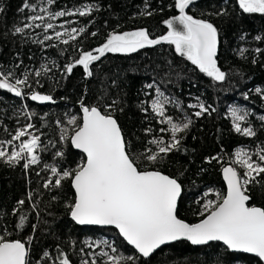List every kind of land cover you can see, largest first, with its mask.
<instances>
[{"label": "trees", "instance_id": "16d2710c", "mask_svg": "<svg viewBox=\"0 0 264 264\" xmlns=\"http://www.w3.org/2000/svg\"><path fill=\"white\" fill-rule=\"evenodd\" d=\"M39 2L49 5V13L53 14L74 12L88 5L93 10L84 16L77 12L58 20L66 24L69 32L73 28L85 29L75 34V40L67 34L56 38L60 28L45 31L49 19L35 21L40 27L16 33V27L33 23L30 18L38 15ZM26 3L32 7L25 8ZM175 4L176 0H54L52 4L48 0H0V71L11 72L15 78L27 73L31 84V88L22 89L24 95L19 97L0 89V142L11 140L21 128L28 133L21 141L33 135L40 138L38 164L26 169L25 160L10 165L0 159V236L24 243L29 249L30 264H59L57 257L62 254L68 256L71 264H82L90 260L91 254L86 240L98 236L112 241L117 249L114 256L135 257L134 264H263L257 258L231 253L220 243L194 247L185 241L164 247L145 259L115 229L82 228L71 220L69 205L75 200V192L70 179L62 181L60 187H44L49 179L54 183L58 178L46 165L71 170L85 162L70 139H61V129L72 127L67 123L69 118L75 116L77 123L82 122V104L115 117L142 170H157L177 179L183 188L177 215L189 224L206 217L203 206L212 198L207 195L210 189L225 195L221 177L225 166H235L243 174L233 163L236 149L264 148V121L251 116L249 125L255 136H246L235 131L228 116L233 104L248 106L256 115L264 116V14L245 13L238 0H193L186 9L187 14L217 28L216 59L227 73L224 81L201 72L166 42L132 53L107 52L90 64V78L79 64L67 73L66 66L75 64L83 52L98 55L94 50L114 32L146 29L153 39L166 35L164 22L179 15ZM45 36L52 39L45 40ZM66 39L67 44L63 43ZM44 67L47 71L42 70ZM38 70L41 76L36 77ZM149 84L153 87L148 88ZM155 87L176 100L192 123L179 134V150L161 154L163 158L152 163L143 155L146 148L156 151L149 141L170 137L159 134L162 126L148 106ZM257 88L262 91L258 93ZM33 91L51 95L53 100L33 101ZM194 99L208 109L199 117L188 108ZM29 124L33 127L27 129ZM58 151L64 153L63 157L55 155ZM257 180L259 183L249 185L250 206L264 207V174ZM21 200L23 205L18 203ZM21 216L25 217L22 226ZM45 252L50 258L44 256ZM97 263H102V259H97Z\"/></svg>", "mask_w": 264, "mask_h": 264}, {"label": "snow or ice", "instance_id": "6c2138e0", "mask_svg": "<svg viewBox=\"0 0 264 264\" xmlns=\"http://www.w3.org/2000/svg\"><path fill=\"white\" fill-rule=\"evenodd\" d=\"M54 0H48L52 4ZM239 7L245 13L264 14V0H238ZM193 3V0H176L175 7L179 10V15L166 20L168 31L166 35L159 38H150L146 29L125 32L123 34L112 33L101 47L93 52H83L75 64L66 66L67 73H71L76 64L82 65L88 76L92 75L89 68L93 61H97L107 52L132 53L146 46L157 45L162 42L175 46V51L186 57L199 70L216 81H224L227 73L222 71L217 63V50L219 43V33L217 28L210 22L196 19L187 14L186 9ZM25 8L32 7L29 4ZM92 6L88 5L76 11L80 16L90 14ZM0 11H3L0 8ZM46 11V9H41ZM72 12L59 11L50 13V17L55 19L65 15H73ZM151 15V13H147ZM222 14V13H221ZM33 23L25 24L24 27H16V33H23L25 28L40 27L35 21L42 20L41 16H32ZM52 23H47L45 31L53 29ZM84 28L71 29L67 36L71 40L76 39V33H83ZM65 33L56 32V38H61ZM95 35V33H92ZM45 40L52 39L45 36ZM260 39V37H257ZM43 43V41H41ZM67 44L68 40H63ZM260 52V49H256ZM243 54V51L241 52ZM47 71L46 67L42 69ZM35 76H41V71L35 72ZM14 79V82L12 80ZM29 74L25 73L23 78H15L13 73L5 74L0 71V89H7L16 96L24 95V87L31 88L28 82ZM39 83V81H37ZM152 88L153 85H147ZM159 93V89H156ZM259 93L262 90L257 88ZM33 101H52L51 95H42L39 92L31 93ZM196 107V105H190ZM152 111L161 118V123L170 126L171 141L165 142L163 139H152L150 144L156 145V151L146 148L145 158L156 163L173 150H179L182 137L180 133L185 132L192 121L176 123L171 116L165 114L164 102L159 98L151 104ZM200 111L195 115L201 116L208 109L199 105ZM82 122L77 123V118L72 116L67 123L71 128L61 129V139H70L71 144L76 149H80L86 154L85 162L71 170H58V167L46 165L50 168L53 176L58 177L54 183L49 179L44 187L50 185L60 187L62 181L70 179L75 190V200L69 205L70 215L80 225H112L119 230L120 235L132 245L144 257L151 255L161 245L187 239L193 245L207 244L209 241H222L229 249L253 253L264 260V207L250 206L249 185L259 183L257 177L264 174V148H261L255 155L257 160H253V154L243 149L236 152L235 165L244 169L243 174L237 171L235 166L223 168L224 178L227 181L228 190L226 195L217 200H208L204 204V212L207 215L199 223L189 224L178 218L177 201L181 194V184L177 179L163 174L157 170L141 169L130 152L131 145L125 140L124 134L117 120L110 113H102L98 107L83 106ZM31 115V114H29ZM247 112L241 114L237 108L231 109V116L237 133L246 136H255V131L251 127H241V121L246 119ZM264 119V117H262ZM33 125H27L32 128ZM151 131V129H148ZM164 132L165 129H160ZM70 133V135H69ZM26 129L17 132L14 139L20 140L27 135ZM12 144V141H7ZM0 142V159H4L10 165L18 164L25 160L24 168L40 162L36 155L40 147V138L33 135L31 139L22 141L18 145V150L8 152ZM57 157H63L64 153L58 151ZM31 199V195H29ZM20 205L24 204L21 200ZM203 215V213H201ZM21 226L25 217L21 216ZM89 247L94 243L99 246L103 243L106 246L108 241H86ZM116 248L112 247L111 252L115 253ZM99 255L107 257L105 264H127L135 257H123L110 255L109 252H101ZM29 249L20 240L7 241L0 236V264H30ZM45 257L49 253L45 252ZM59 264H71L68 256L62 254L57 257ZM82 264H88L85 260ZM92 264H96L93 259Z\"/></svg>", "mask_w": 264, "mask_h": 264}, {"label": "rangeland", "instance_id": "374dc122", "mask_svg": "<svg viewBox=\"0 0 264 264\" xmlns=\"http://www.w3.org/2000/svg\"><path fill=\"white\" fill-rule=\"evenodd\" d=\"M39 4L41 5V7L39 8H36L37 10V16H41L43 17L42 20H38V21H43L44 19H49V22L52 23L54 25V28L53 29H48V30H53V31H56V28H60L61 30L64 29V31H61L62 33H67L69 32L66 26L65 23H58V20L62 17H57L55 19H52L50 17V13H49V5H44L43 2H39ZM41 9H46V11H41ZM34 10V9H32ZM74 14L77 13V11H74L72 12ZM67 16V15H66ZM44 27V26H43ZM45 29V28H44ZM156 89L158 88H154L153 92L150 93V96H151V99L149 101V108H150V111L154 114V116L156 117L157 119V122L159 125L162 126L163 129H165L164 132H159V134H168L170 137L169 138H166V137H161V138H158V139H163L165 142H170L171 141V132H170V126L166 123H161V118L159 116H157L153 111H152V108H151V104L154 100L156 99H160L162 102H164V107H165V114L167 116H171L173 118V121L176 122V123H181V122H186L187 121V117L185 116V112L182 110L181 106L179 105V103L174 100L172 97H170L169 95H167L164 91H161L159 89V93H157ZM262 90V89H261ZM200 104H203L199 99H194L192 102H190L188 104V108L191 109L193 112V114H195L197 111H200V108H199V105ZM190 105H196V107H190ZM232 108H237V109H240L241 110V114H244V112H247L248 115L246 116V119L244 121H241V127H251L249 125V118L251 116H254L262 121H264V119H262V115H256L254 110H252L250 107L248 106H244V105H241V104H233L229 107L228 109V116L229 118L231 119L232 121V124L234 126V123H233V118L231 116V109ZM23 128L19 129L22 130ZM28 129V128H27ZM234 129H235V126H234ZM26 136V135H25ZM15 135L13 136V138L11 139L12 141V144H8L7 141L3 143V148L8 151L9 153L12 152V151H16L18 150V145L22 142L21 139L23 137H21L20 140H15L14 139ZM31 139V137L29 138ZM156 147V145H154ZM240 149H243L244 151L250 153V154H253L252 156V159L253 160H257L258 157L255 155V153H257L260 149L258 148H254V149H251V148H245V147H241V148H238L236 149V151L234 152V155H233V163L236 159V152ZM261 154H264V153H261ZM239 169L242 170V172H244V169L241 168L239 165H236ZM217 194L220 195V197H222V194L220 192V190L218 189H215V188H212L210 189L208 192H207V195H212V198H208V200H213V201H216L217 200ZM207 201L205 203H207ZM207 213V212H205ZM86 241H93V242H100V241H108V244L110 245L109 246H106L104 245L103 243H99V246L96 245V243L93 244L92 247H89L87 245L88 248H90L91 250V254H90V260L88 261V264H92V261L93 259H95L96 261V264H105V262L107 261V257H104V256H101L99 255V253L101 252H109L110 255H114L113 252H111V248L113 247V243L111 240H109L108 238L104 237V236H98L96 238H90V239H87ZM97 259H102V263H97Z\"/></svg>", "mask_w": 264, "mask_h": 264}, {"label": "water", "instance_id": "95a60500", "mask_svg": "<svg viewBox=\"0 0 264 264\" xmlns=\"http://www.w3.org/2000/svg\"><path fill=\"white\" fill-rule=\"evenodd\" d=\"M104 56V55H103ZM88 78H90V76H88ZM81 112H82V116H83V111H82V107H81ZM119 124V123H118ZM72 145V144H71ZM72 147H73V149L76 151V152H78V153H80V154H82L84 157H85V159H86V154H84L80 149H76L75 147H74V145H72ZM228 166H232V165H227V166H225V167H228ZM221 177H222V180H223V183H224V185H225V195H226V193H227V190H228V185H227V181L225 180V178H224V174H223V170H222V172H221ZM73 188V187H72ZM73 190H74V188H73ZM74 192H75V190H74ZM0 193H1V186H0ZM182 194H183V188L181 187V194H180V196H179V198H178V201H177V210H178V206H179V202H180V199H181V197H182ZM249 204H250V201H249ZM71 220L77 225V226H79V227H82V228H96V229H115L118 233H119V230L117 229V228H115V226H112V225H80V224H78L75 220H73L72 219V217H71ZM187 223V222H186ZM199 223V222H198ZM119 235H120V233H119ZM121 236V238L127 243V241L122 237V235H120ZM181 241H185V242H188L189 244H191L192 246H194V247H205V246H208V245H210V244H212V243H220V244H222L223 246H225L231 253H234V254H245V255H248V256H251V257H254V258H257V259H259L263 264H264V260H262L261 258H259L258 256H256L255 254H253V253H244V252H242V251H237V250H232V249H229L222 241H209L207 244H203V245H193L190 241H188L187 239H179V240H176V241H171V242H169V243H166V244H164V245H161V247L160 248H158V249H156L151 255H149L148 257H144L142 254H140L132 245H130V244H128L132 249H134L141 257H143V258H145V259H149V258H151L155 253H157L160 249H162V248H164V247H167V246H169V245H172V244H175V243H177V242H181ZM26 246V245H25ZM27 247V246H26ZM28 258H29V256H28Z\"/></svg>", "mask_w": 264, "mask_h": 264}]
</instances>
